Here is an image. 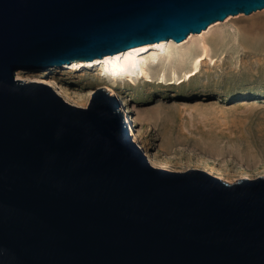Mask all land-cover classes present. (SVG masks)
<instances>
[{"label": "water", "instance_id": "water-1", "mask_svg": "<svg viewBox=\"0 0 264 264\" xmlns=\"http://www.w3.org/2000/svg\"><path fill=\"white\" fill-rule=\"evenodd\" d=\"M264 0H0V264H264V175L152 166L98 88L16 78L184 40Z\"/></svg>", "mask_w": 264, "mask_h": 264}, {"label": "rangeland", "instance_id": "rangeland-1", "mask_svg": "<svg viewBox=\"0 0 264 264\" xmlns=\"http://www.w3.org/2000/svg\"><path fill=\"white\" fill-rule=\"evenodd\" d=\"M215 23L224 25L225 36L189 78L125 84L109 96L125 112L131 110L133 139L140 134L151 153L172 157L169 170H204L203 164L195 162L207 157L229 172L223 181L235 183L264 175V9L229 15ZM247 28L251 41L242 35ZM91 74L62 76L63 83L82 98L96 89ZM39 75L31 71L27 81L48 84ZM45 76L50 78V73Z\"/></svg>", "mask_w": 264, "mask_h": 264}, {"label": "bare ground", "instance_id": "bare-ground-1", "mask_svg": "<svg viewBox=\"0 0 264 264\" xmlns=\"http://www.w3.org/2000/svg\"><path fill=\"white\" fill-rule=\"evenodd\" d=\"M250 32L248 28L243 29L242 35L245 39L251 41L252 34ZM225 33L224 25L212 22L201 32L191 33L180 42L173 39L161 40L128 48L116 54L106 55L91 61H75L45 70H35L34 72L40 73L39 76L43 80H48L47 83L51 85L52 91L56 95L61 96L73 106L86 107V103L91 98L95 88L89 90L84 97H78L65 87L62 76L71 77L70 75L79 73L77 76L80 77L88 71H92L90 78L96 79V89H106L108 95H114L116 90L124 88L125 84L135 86L140 81L148 82L155 79L158 82L172 80L178 82L186 80L201 68L203 59L212 57L213 52L220 46ZM236 38L237 33L235 31L234 39ZM18 71L16 75L18 80L25 82L31 80L27 81L32 70L21 69ZM48 72L50 78L45 76ZM130 112L131 110L127 108L125 118L129 131H133L131 128L132 117L129 116ZM139 137L141 138V145L139 146L148 157L150 164L161 169H171L172 157L159 151L151 153L148 143L142 138L143 136H140V134L134 135L133 140L137 141ZM197 159L195 163L203 164L204 170L210 174L223 179L229 175L226 169L217 167L213 160L207 157ZM191 161V158H188V162Z\"/></svg>", "mask_w": 264, "mask_h": 264}]
</instances>
